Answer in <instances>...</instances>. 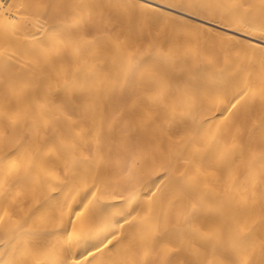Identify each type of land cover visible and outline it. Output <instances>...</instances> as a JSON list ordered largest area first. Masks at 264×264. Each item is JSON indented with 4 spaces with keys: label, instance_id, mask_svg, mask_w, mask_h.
Segmentation results:
<instances>
[{
    "label": "bare ground",
    "instance_id": "obj_1",
    "mask_svg": "<svg viewBox=\"0 0 264 264\" xmlns=\"http://www.w3.org/2000/svg\"><path fill=\"white\" fill-rule=\"evenodd\" d=\"M94 220L69 264L259 257L264 0H0V259L63 264Z\"/></svg>",
    "mask_w": 264,
    "mask_h": 264
},
{
    "label": "snow or ice",
    "instance_id": "obj_2",
    "mask_svg": "<svg viewBox=\"0 0 264 264\" xmlns=\"http://www.w3.org/2000/svg\"><path fill=\"white\" fill-rule=\"evenodd\" d=\"M146 2V0H145ZM242 7V5H240ZM50 33L52 34H60L59 29L56 27H52L50 29ZM150 63H155L154 61L151 60V58H148L143 62V64L140 65V67H143L145 64H150ZM139 70V69H137ZM92 215L93 217L96 216V209L95 207L92 210ZM71 221H69V224ZM96 224L95 220L93 221V224L91 225L90 228L85 229L78 238L75 239L74 242L68 243V247L64 250V255L65 259L63 261V264H69V257L73 255V249L77 247L78 245L82 244V242L90 235V233L95 229ZM65 235L67 233L65 232ZM107 241V238L105 240H101L98 244L94 245L95 249L97 251L101 250V246L105 245ZM11 247V241H6L4 238H0V248H9ZM112 247H115L113 245ZM204 249V253L208 254L211 251V254L213 256H222L224 257L227 261L228 264H249V259H248V253L247 250H242L239 254L238 258H233L231 254L227 253L224 249L223 246H216L214 249H211V241H206L202 245ZM18 252L20 251L19 249L17 250ZM111 251V249H109ZM96 259V255L93 252L92 248L85 249L84 251H81L76 254L75 259L71 261V264H82L83 260L87 261V264H93V261ZM0 264H5V261L0 259ZM10 264V262H9ZM186 264H201L199 258L195 259H188L186 261ZM252 264H264V250H262L259 254V257L253 256L252 257Z\"/></svg>",
    "mask_w": 264,
    "mask_h": 264
},
{
    "label": "rangeland",
    "instance_id": "obj_3",
    "mask_svg": "<svg viewBox=\"0 0 264 264\" xmlns=\"http://www.w3.org/2000/svg\"><path fill=\"white\" fill-rule=\"evenodd\" d=\"M68 1L71 2L72 0H68ZM96 10L97 11L91 16V18H90V20L88 22L89 24H88V26L86 28L87 31L85 32V36L87 38H90L91 40H93L96 35H101V34L111 35V34H113L115 27H111L109 25L104 24L102 22L101 18H100V15H99L98 11H103L104 13L110 15L112 12H114V10H119V4L117 5V3H116L115 6L108 7V8L103 9V10H98V9H96ZM196 11L198 13V16H201V17L205 16V13H204L203 10L197 9ZM118 38L120 40H122L123 36L122 35H120V36L118 35ZM140 44H142V43H140ZM137 47H138V45L131 46L130 50L134 51V50H136ZM82 60L85 61L86 57H84Z\"/></svg>",
    "mask_w": 264,
    "mask_h": 264
}]
</instances>
